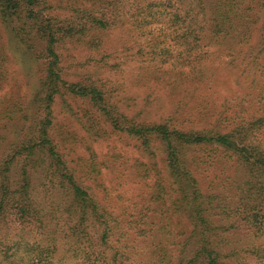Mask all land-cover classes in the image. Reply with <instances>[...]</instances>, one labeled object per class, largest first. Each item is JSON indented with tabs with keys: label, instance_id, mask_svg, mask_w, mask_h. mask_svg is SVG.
I'll return each mask as SVG.
<instances>
[{
	"label": "trees",
	"instance_id": "1",
	"mask_svg": "<svg viewBox=\"0 0 264 264\" xmlns=\"http://www.w3.org/2000/svg\"><path fill=\"white\" fill-rule=\"evenodd\" d=\"M61 2L62 7L56 8L47 0H0L2 21L11 25L16 40L43 61L40 89L32 101L35 107L38 104L37 112L30 117L22 140L0 161V221L7 222L5 235L22 226V241L1 242L5 260L14 263L21 256L23 264H128L131 255L123 241L129 239L139 245L134 264H264V109L259 115L216 113L207 104L200 114L214 124L202 129L182 128L171 121L139 122L101 85L68 80L60 53L69 42L99 48L103 32L124 28L149 38L154 58L178 50L183 61L175 59L171 70H166L176 77L175 82L210 88L215 70L222 69L212 65L210 57L225 48L235 56L237 45L253 47L256 34L264 43V0ZM260 49L259 64L264 46ZM256 75L247 73L253 80ZM59 95L88 102L91 110L76 115L88 117L89 130H95V135H103L105 125L107 139L129 136L145 152L155 145L162 148L168 186L160 183L157 192L148 193L149 199L143 195L144 187L138 195L156 204L147 216L152 218L150 229H125L123 218L135 201L128 205L121 196H102L95 186L103 173L96 155L73 159L63 153V141L53 131V105ZM192 148L221 150L234 163L239 178L233 183L231 201L226 202L222 190L213 200L199 176L207 163L201 155L189 156ZM155 169L149 167L147 172ZM39 173L41 184L61 193V199L56 207L58 222L41 224L39 228L48 227L49 232L42 230L34 236L33 225L42 220L33 204L34 178ZM102 185L106 190L103 182L98 187ZM168 207L173 209L176 227L165 223L162 212ZM32 236L34 244L29 241ZM0 264L7 263L0 259Z\"/></svg>",
	"mask_w": 264,
	"mask_h": 264
},
{
	"label": "rangeland",
	"instance_id": "2",
	"mask_svg": "<svg viewBox=\"0 0 264 264\" xmlns=\"http://www.w3.org/2000/svg\"><path fill=\"white\" fill-rule=\"evenodd\" d=\"M47 1L57 5L56 8L62 7L59 6L61 0ZM61 11L54 10L53 13ZM102 37L101 46L93 50L86 44L77 42L66 43L60 48L65 77L68 80L101 85L119 101L122 110L129 117L139 122L171 121L182 128L202 129L214 124L213 120L206 121L200 114L207 104L208 108L216 113L246 111L247 115L254 113L259 115L264 109V55L261 64L256 59L257 50L264 46L259 34L253 39V47L237 45L235 47L237 49L234 50L235 56L228 55L230 52L225 48L216 56L209 58L212 65L222 67L215 70L217 76L210 88H200L199 86L203 84L189 81L175 82V76L166 72L167 69L171 70L172 63L179 58L177 49H173L168 56L154 58L150 52L152 42L148 41L149 38L137 36L127 29L105 31ZM169 43L170 41H167V44ZM39 49L42 51L43 47ZM186 55L188 53H181L179 56ZM178 61L183 60L181 58ZM248 71L257 74L253 76L255 80L247 77ZM42 77L43 61L37 59L16 40L11 25L5 24L0 17V161L7 157L14 149V145L20 142L28 131L30 117L38 109V104L35 107L32 101L40 89ZM53 108L55 117L53 131L63 141L61 148L63 153L69 154L73 159L96 155L103 173L95 186L102 196L107 193L114 199L121 196L128 205L135 201L134 207L128 209L126 218H123L125 229L128 231L135 226H141L144 230L150 229L152 218L149 219L147 216L153 214L156 204L145 202L138 195L144 187L143 195L149 199L148 193L156 189L157 192L160 183L168 186L162 148L155 145L150 151L145 152L140 148L139 142L129 136L120 138L113 135L107 139L105 125L100 132L103 135H95V130H89L90 123L86 120L88 117L79 119L76 115L79 113L80 116L91 110L85 100L78 101L67 95H59ZM225 115L223 112V116ZM98 130L99 125L96 133ZM188 155L191 157L201 155L207 163L205 172H199V176L204 187L214 195L213 200L222 190L227 195L223 197L226 202L231 201L234 197L231 189L239 176L227 154L221 150L192 148ZM149 167L156 169L147 172ZM138 175L141 176V183ZM43 181L41 173L34 178L36 203L33 204L42 217V220L36 223L37 226L33 225L34 236L39 231H48V227L39 228L41 224L58 222L59 213L56 207L61 199V193L51 191L49 185L41 184ZM100 182L104 183L106 190L103 185L98 187ZM138 199L142 202H138ZM217 202L218 198L214 203ZM162 214L167 217L165 223L168 226L173 222L176 227L172 208L168 207ZM13 218L16 219L15 216ZM21 227L5 235L7 222L0 221V248H3L5 243L14 245L17 241H22ZM131 232L135 235L133 229ZM29 241L34 244L35 238L32 236ZM123 242L128 245L126 252L131 255L128 264H134V253L139 245L129 239ZM0 259L7 264H23L20 261L21 256L15 257L14 263L7 262L3 253H0Z\"/></svg>",
	"mask_w": 264,
	"mask_h": 264
}]
</instances>
